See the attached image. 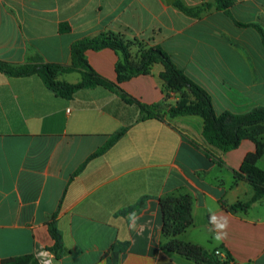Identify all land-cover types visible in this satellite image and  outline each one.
I'll list each match as a JSON object with an SVG mask.
<instances>
[{"label":"crops","instance_id":"obj_1","mask_svg":"<svg viewBox=\"0 0 264 264\" xmlns=\"http://www.w3.org/2000/svg\"><path fill=\"white\" fill-rule=\"evenodd\" d=\"M177 1L216 2L0 0V61L69 66L74 42L115 32L166 52L210 94L218 115L264 108V0H233L200 18L184 14ZM139 52L132 48L134 57ZM86 56L98 74L117 82L114 50ZM164 70L156 64L120 87L141 103L175 106L182 95L166 97ZM59 79L75 84L82 75ZM256 150L249 139L228 152L211 145L199 116L142 120L138 106L103 87L64 98L38 75L0 72V264L25 255L42 264H199L162 247L161 199L179 194L194 203V225L183 241L217 250L227 264H264V198L231 209L255 195L236 172ZM258 166L264 170V157ZM209 209L228 219L220 243ZM51 223L62 238L59 253Z\"/></svg>","mask_w":264,"mask_h":264},{"label":"trees","instance_id":"obj_2","mask_svg":"<svg viewBox=\"0 0 264 264\" xmlns=\"http://www.w3.org/2000/svg\"><path fill=\"white\" fill-rule=\"evenodd\" d=\"M233 0H216L215 4L204 3L197 7H188L181 1L175 6L189 17L200 18L212 7L227 10ZM139 47V54L134 57L133 47ZM112 49L119 56L116 65L117 82H113L98 74L89 64L86 52ZM156 64L165 67L161 73L164 80L163 91L166 97L171 94H181V100L175 106L165 103L144 104L124 91L120 84L138 75H148ZM0 72L12 77H28L38 75L46 86L58 96L69 98L82 89L103 87L117 93L128 104L138 106L141 119L157 118L164 120L166 116H199L204 121V136L213 146L228 152L239 147L245 139L252 140L257 150L248 154L236 175H245L255 190L250 202H239L231 207L234 211L247 210L255 201L264 198V170L258 162L264 157V108H255L245 114L230 112L218 115L214 109L210 94L190 79L171 60L169 55L160 48H146L139 40H128L124 35L115 32H105L94 37H85L73 43L71 49V65L62 66L46 63H29L24 66H11L0 61ZM79 72L81 81L71 84L59 79L63 74ZM118 133L105 147L122 136ZM103 148L100 152H102ZM99 154V153H98ZM163 215V249L177 253L199 264H227L217 250H208L202 246L185 242L181 236L194 225L193 198L189 194L170 195L161 199ZM50 231L55 239L53 250L56 253L62 248V238L55 223L50 224ZM2 264H41L32 256L6 259Z\"/></svg>","mask_w":264,"mask_h":264},{"label":"clouds","instance_id":"obj_3","mask_svg":"<svg viewBox=\"0 0 264 264\" xmlns=\"http://www.w3.org/2000/svg\"><path fill=\"white\" fill-rule=\"evenodd\" d=\"M209 212L211 213L209 223L212 225L213 239L220 243L227 238L228 219L226 216L218 217L215 213H212L211 209H209ZM130 219L136 221L138 217L135 213H131ZM130 227L134 229L135 224H131Z\"/></svg>","mask_w":264,"mask_h":264},{"label":"water","instance_id":"obj_4","mask_svg":"<svg viewBox=\"0 0 264 264\" xmlns=\"http://www.w3.org/2000/svg\"><path fill=\"white\" fill-rule=\"evenodd\" d=\"M175 0H168L169 3H173Z\"/></svg>","mask_w":264,"mask_h":264},{"label":"built area","instance_id":"obj_5","mask_svg":"<svg viewBox=\"0 0 264 264\" xmlns=\"http://www.w3.org/2000/svg\"><path fill=\"white\" fill-rule=\"evenodd\" d=\"M44 263L48 264L47 261H44ZM42 264V263H41Z\"/></svg>","mask_w":264,"mask_h":264},{"label":"rangeland","instance_id":"obj_6","mask_svg":"<svg viewBox=\"0 0 264 264\" xmlns=\"http://www.w3.org/2000/svg\"><path fill=\"white\" fill-rule=\"evenodd\" d=\"M73 77V76H72ZM74 77H76V76H74Z\"/></svg>","mask_w":264,"mask_h":264}]
</instances>
